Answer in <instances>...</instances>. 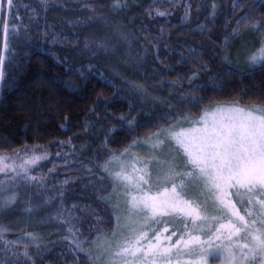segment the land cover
<instances>
[{"label":"trees","instance_id":"obj_1","mask_svg":"<svg viewBox=\"0 0 264 264\" xmlns=\"http://www.w3.org/2000/svg\"><path fill=\"white\" fill-rule=\"evenodd\" d=\"M236 2L120 0L116 7L115 0H48L46 6L40 0H14L10 12H0V25L9 30L6 50L0 31V54L5 57L0 155L26 148L52 153L49 163L29 171L41 181L50 180L54 171L53 181L68 188L67 206L75 215L71 225L79 227L76 238L93 257L96 249L88 242L101 231H111L117 211L96 197L111 194L113 203L121 208L124 204V197L113 190L123 188L114 184L111 171L101 169L103 162L119 156L134 140L167 127L162 114L183 111L198 118L227 103L264 107V66L249 68L264 32L248 27L233 31L248 5H257V19L264 18V7L259 0H247L242 10L234 9ZM157 10L166 15L157 17ZM188 93L197 96L199 104L182 109ZM130 118L135 121L131 128ZM66 178L72 179L64 186ZM85 205L101 219L81 212ZM34 220L30 212L6 205L0 211V228L7 231L0 235L16 241L18 251L27 245L34 254L37 249L28 234H37L43 254L33 255L35 264H92L72 242L70 224L51 228ZM8 255L0 264H32Z\"/></svg>","mask_w":264,"mask_h":264},{"label":"snow or ice","instance_id":"obj_2","mask_svg":"<svg viewBox=\"0 0 264 264\" xmlns=\"http://www.w3.org/2000/svg\"><path fill=\"white\" fill-rule=\"evenodd\" d=\"M40 3L46 6L48 0ZM246 4L247 0H237L233 8L242 10ZM259 5L264 7V0H259ZM115 6H120V0H115ZM13 7L14 0H0V12L7 14ZM84 7L92 9L89 4ZM257 11L256 4L248 5L233 31L248 27L264 32V18L257 19ZM155 15L163 17L166 12L157 10ZM0 31L2 47L6 50L9 30L6 25H0ZM11 31L15 36L17 28L13 26ZM4 63L5 57L0 54V80L4 77ZM256 65L264 66V40L249 58V68ZM195 76L193 73L189 77V83ZM133 89L143 91L139 85H133ZM188 104L198 106L199 98L186 94L181 108ZM162 116L167 127H158L144 140H134L119 156L111 155L109 163L124 158L121 170L110 175L114 184L123 188L126 199L121 208L119 203L111 201V194L96 197L117 211L111 231L106 234L101 231L95 240L88 242L96 249L95 257L76 238L79 227L71 225L69 219L61 220L71 225L67 231L77 251L85 253L92 264L97 261L100 264H264V108L253 107L249 111L217 108L211 114L205 110L201 121H190L183 111ZM182 122L203 126L183 129ZM134 123V118H130L127 126L131 128ZM138 145H147L144 149L147 159L133 155L134 149L139 150ZM56 155L59 157L60 152ZM48 156L46 150L37 153L36 149L27 148L14 155H0V174L7 177L0 180V193L8 194L7 199L0 197V208L16 202L17 191L8 181L36 182L42 186L43 182L30 174L29 166ZM17 158L23 162L17 164ZM128 168L131 174H127ZM104 170L108 171V165ZM70 179L66 178L62 184L68 185ZM59 195H64L63 188ZM77 207L72 205L73 209ZM86 210L97 221L101 219L90 205L80 208L81 212ZM60 214L63 215V210ZM93 227L99 229L100 225ZM5 231L0 228V233ZM28 239L37 249L34 254L29 253L27 245L18 251L14 247L16 241L4 240L0 235L3 250L17 260L23 257L35 264L33 255L43 254L38 243L40 237L29 233Z\"/></svg>","mask_w":264,"mask_h":264},{"label":"rangeland","instance_id":"obj_3","mask_svg":"<svg viewBox=\"0 0 264 264\" xmlns=\"http://www.w3.org/2000/svg\"><path fill=\"white\" fill-rule=\"evenodd\" d=\"M21 20V19H20ZM27 26H31V20L28 18L26 20ZM253 107L256 108H264L262 106H256V105H239V104H223L220 105L219 107H216L215 109H212L209 112V114L213 113L216 111L217 108L222 109V110H227V109H244L245 111L251 110ZM205 113L201 116H198V118H192L189 117L190 121H201L202 117H204ZM203 125L202 123H191V122H182L181 127L183 129H189V128H201ZM147 148V145L144 146H137L136 150H133V155L136 157L142 158V159H147L146 152L144 149ZM27 149H35V148H27ZM37 153L40 152V150H45V149H36ZM49 153L48 159L39 161L36 165L34 166H29V168L33 169L38 165L44 164V163H49L52 158V153L49 150H46ZM23 152V150L21 151ZM8 155V154H7ZM9 155H14V154H9ZM124 158H121V160H113L111 163L109 161H105L101 165V169H104L105 165H108V173L110 171L112 173H115L116 171L121 170V165L123 162ZM23 161L19 158H17L16 163L20 164ZM43 162V163H41ZM154 163V162H153ZM139 165H137L138 167ZM105 171V170H104ZM127 174H131V169L128 168ZM31 175H34V171H29ZM54 171H52L51 178L50 180L47 178V181H42L43 184H38L36 182H32L31 184L25 182V181H18V183L13 184L12 181H8L10 185H12L13 188L16 189L17 195H16V202L14 203L15 206L18 208H22L23 211H28L30 212L33 216H35L34 222H39L43 224L44 227H67V223H61V220L69 219L71 222L74 221L75 215L72 212V209L67 206V198H68V188L63 187L59 185L58 183L54 182V176H53ZM7 179L3 174H0V180ZM64 190V195L60 196L59 195V190L62 189ZM118 196L123 195L124 190H119L117 187L115 191H117ZM7 193H0V197L7 196ZM126 197H124L123 200H125ZM124 207V204H123ZM8 208V206H7ZM31 209L29 211L28 209ZM2 208H0V211ZM61 210H63V215H61ZM4 249V246L0 245V261L1 259L7 258L8 252H6ZM211 260V258H210Z\"/></svg>","mask_w":264,"mask_h":264}]
</instances>
